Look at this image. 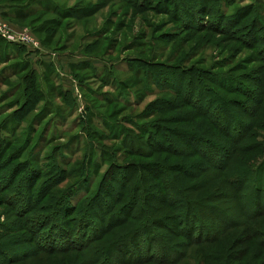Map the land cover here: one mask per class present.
Returning <instances> with one entry per match:
<instances>
[{"label":"rangeland","instance_id":"1","mask_svg":"<svg viewBox=\"0 0 264 264\" xmlns=\"http://www.w3.org/2000/svg\"><path fill=\"white\" fill-rule=\"evenodd\" d=\"M0 24V264H87L49 247L87 242L94 224L122 226L109 218H127L142 187L168 183L220 237L207 251L241 252L248 228L264 234V218L246 222L264 214H251L256 198L264 205V0H0ZM55 223L71 234L54 236ZM172 229L157 232L173 259L204 262L174 245Z\"/></svg>","mask_w":264,"mask_h":264},{"label":"trees","instance_id":"2","mask_svg":"<svg viewBox=\"0 0 264 264\" xmlns=\"http://www.w3.org/2000/svg\"><path fill=\"white\" fill-rule=\"evenodd\" d=\"M154 131L156 132V134H159L161 129L157 128ZM154 133L148 135V140L155 144L156 148H158V145L160 144L161 140H159L160 142L156 141V139L159 138L158 136H155ZM186 134L189 135L188 133ZM214 168H216V166H214ZM152 169L155 172L156 170H159L158 166L151 167V170ZM178 169L184 168L182 166H179ZM127 176H129V173ZM132 179L133 178H130L129 180L125 179V189L129 187L132 182ZM177 185L174 183L173 185L169 183L167 185H162L160 191H156V189H148L147 191L146 187H142L143 200H141L140 202L136 200L133 205L125 206V210L122 211L124 215H127V218L121 219L119 215H115L109 218V222L111 221L110 219H112L115 222H119L118 225H122L124 227L127 226L124 225L126 221H138L139 224H137V227L134 231H128L127 236L125 235L118 237V239H116L115 241L110 242L108 246H106L107 240L105 239L110 236L112 231H115L121 228L122 226L115 225L110 231H106L107 229H105L104 225L102 224H89L92 225L94 231L87 238V242L84 241L81 244H78L77 242H74L73 244L72 242L63 244L62 247L58 248L57 250L56 247L50 246L49 250L51 252L56 251L54 252L55 254L60 252L74 251L77 255L84 256L87 260V264H109L112 259L114 260L115 264H181L182 261H185L189 256L181 255L182 257L180 260L176 258L173 259V257H175L174 254H176L175 252H177L178 250L174 252L170 247L171 243L169 242L168 244L167 240L162 239V237L157 232L158 229H164L165 227H167L169 228V230H171V228H174L172 230L177 238L174 239L176 243L174 241L173 243L178 247L179 250L185 247L183 253L187 254V250L190 251L191 249H194L193 251L195 252V254L200 253L202 255V259L204 262L206 260L209 261L210 259L213 261L221 259L222 261H225V264L264 263H258V257H260L258 256V251L262 250L264 252V239H260L264 236V234H262V232L260 231L256 232V229H254L256 228L255 226L251 227L250 229L248 228L249 240L244 239L247 241V246L241 252H239L240 250L238 251L237 248H234L232 252L228 254H215L212 253V251H207L208 247L206 246L210 247L214 244L216 245L219 242L220 237H217V235H215L216 232H213L205 222L200 220H197V222L194 221L196 218H194V216L190 213H192V210L195 208V206H199V204L195 200L189 203L184 190H182V188ZM173 187L177 188L178 190L174 189ZM112 189V185L111 188H103L104 194L106 193L109 195L110 198H112ZM236 192L238 197V203H240L241 205L242 202H239V199L241 201L242 191L236 189ZM172 193H177L180 197L176 198V196H173ZM104 194L102 196H104ZM69 197H71V195L67 194L65 198L69 199ZM122 197L124 202V192H122ZM119 200L122 201L121 196L118 197V201ZM151 204H157L160 207L156 205L155 208H151V206H153ZM254 206H256V209L251 214L255 212H260V210H264V205L261 199L256 198L254 200ZM157 209H161L163 211L170 209L171 211L167 215L163 213L162 216H156L155 214ZM211 210L216 211V213L224 211L223 209H217L215 206L211 208ZM122 213L120 214L122 215ZM255 216L252 218V220L246 222L250 225H256L260 222V218H264V214L258 215L256 217ZM155 217L161 218L159 220H155ZM166 218H171V220L174 222V225L168 226L167 224H165L163 220ZM194 224L197 225L195 226ZM226 225H229L227 228H229V230H232L235 226L238 225V223H236L235 221H231ZM110 226L111 224L109 225V228ZM24 228L27 229L26 227ZM45 228L46 226L42 227L40 230L43 231ZM56 228L58 229V234H55L54 236L60 234H71V232L65 227L63 229L61 228V226L56 227L55 223L54 229ZM84 231L87 234L86 230ZM131 235L133 236L132 238ZM149 235H154V237L149 238ZM155 235H157V237ZM54 236L52 238H54ZM141 236L145 237V240L143 241L144 245L140 246L137 250H134L133 248H127L126 245L128 243V239H132L131 242L137 244ZM52 238H50L47 234L44 240L52 244ZM33 239L34 240H31L30 243H35L36 236ZM179 239L183 241L180 242L181 240ZM147 240L150 244L146 243ZM38 244L42 245L40 243ZM205 249L207 252L211 253L210 255L212 256H209L208 253H206L205 251L203 252V250ZM114 250H118L119 252H116L113 255L112 253L114 252ZM170 254L172 256H169ZM262 254L264 255V253ZM122 258H125V260L127 259V261L122 260ZM204 262H200L199 264H204Z\"/></svg>","mask_w":264,"mask_h":264},{"label":"built area","instance_id":"3","mask_svg":"<svg viewBox=\"0 0 264 264\" xmlns=\"http://www.w3.org/2000/svg\"><path fill=\"white\" fill-rule=\"evenodd\" d=\"M5 27H3V25L0 24V32H3L4 33V29ZM6 34V33H5ZM3 34L4 37H7L8 39L10 40H17L18 42H22V43H28L29 42V38L27 37H24V36H12V35H9V34Z\"/></svg>","mask_w":264,"mask_h":264}]
</instances>
